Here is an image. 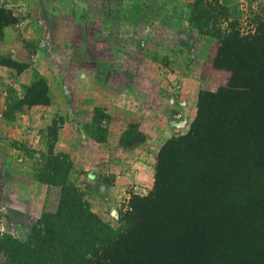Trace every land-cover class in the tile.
Returning a JSON list of instances; mask_svg holds the SVG:
<instances>
[{
  "label": "rangeland",
  "instance_id": "rangeland-1",
  "mask_svg": "<svg viewBox=\"0 0 264 264\" xmlns=\"http://www.w3.org/2000/svg\"><path fill=\"white\" fill-rule=\"evenodd\" d=\"M123 1L139 18L135 33L141 39L121 44L113 61L100 62L112 70L105 106H23L24 92L15 79L34 64L35 49L44 43L20 33L18 49L1 57L0 237L27 242L39 223L54 218L60 187L43 183L42 174L51 172L47 167L56 171L51 181L77 188L86 208L118 233L136 202L153 191L166 144L174 142L166 152L181 153L180 148L203 144L211 136L215 112L223 105L212 95L230 77L224 66L229 60L218 56L220 40L235 32L249 39L264 37V0ZM61 26L52 28V36L60 30L77 32L69 22ZM127 29L116 25L117 32ZM93 30L79 27L85 41L71 43L77 46L74 67L81 63L77 73L90 69L87 51L104 46L92 39ZM3 40L4 33L0 44ZM69 68L63 71L66 79L73 77ZM254 106L261 108L249 103V110Z\"/></svg>",
  "mask_w": 264,
  "mask_h": 264
},
{
  "label": "trees",
  "instance_id": "trees-1",
  "mask_svg": "<svg viewBox=\"0 0 264 264\" xmlns=\"http://www.w3.org/2000/svg\"><path fill=\"white\" fill-rule=\"evenodd\" d=\"M17 22L0 2V41ZM219 50L230 77L212 95L223 105L211 136L181 153L166 152L174 142L166 144L153 191L118 233L86 208L77 188L51 181L47 167L43 183L60 187L56 215L27 242L2 235L0 264H264V37L235 32ZM36 101H48L43 80L23 102ZM249 103L261 108L249 110Z\"/></svg>",
  "mask_w": 264,
  "mask_h": 264
},
{
  "label": "crops",
  "instance_id": "crops-1",
  "mask_svg": "<svg viewBox=\"0 0 264 264\" xmlns=\"http://www.w3.org/2000/svg\"><path fill=\"white\" fill-rule=\"evenodd\" d=\"M0 2L18 18L17 24L8 26L3 31L0 60L3 54L18 49L16 42L20 33L28 40L44 43L35 49L34 64L18 73L15 79L16 86L24 92L20 99L21 105L32 109L39 107L51 109L69 105L92 107L93 110L108 104L112 70L106 65H100V62L105 63L107 59L113 61L117 58L121 44L141 39L140 33H135L137 30L135 27L140 25V21L137 15L130 11V6L128 8L123 0H0ZM150 2L151 0L149 4ZM67 22L71 25L70 29L77 28L75 34L71 32L72 30L66 33H61L60 30L57 35L52 36L50 33L52 28L61 25L68 27ZM117 23L125 25L128 29L117 32ZM19 27L21 30H18ZM79 27H94L92 39L104 43L101 48L94 47L93 52L87 51L89 58L85 65L90 66V69L83 73H77L81 63L74 67L72 61L73 50L77 46H71V43L85 41L83 33L80 36L78 34ZM101 51H107L109 58L104 57L103 52L99 54ZM68 64L73 77L66 79L63 71ZM40 80L47 85L48 101L46 104L36 101L29 106L23 102L27 91Z\"/></svg>",
  "mask_w": 264,
  "mask_h": 264
}]
</instances>
